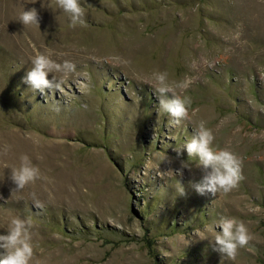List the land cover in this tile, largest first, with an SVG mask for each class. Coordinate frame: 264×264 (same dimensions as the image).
I'll list each match as a JSON object with an SVG mask.
<instances>
[{
	"label": "rangeland",
	"instance_id": "obj_1",
	"mask_svg": "<svg viewBox=\"0 0 264 264\" xmlns=\"http://www.w3.org/2000/svg\"><path fill=\"white\" fill-rule=\"evenodd\" d=\"M82 6L73 27L57 0H0V232L31 221L30 264H264V0ZM28 7L39 26L18 21ZM39 54L61 66L43 92L22 81ZM161 72L188 116L160 108ZM201 121L241 160L229 192L195 187L213 170L187 151ZM23 155L41 175L17 189ZM223 217L252 236L234 260Z\"/></svg>",
	"mask_w": 264,
	"mask_h": 264
},
{
	"label": "clouds",
	"instance_id": "obj_2",
	"mask_svg": "<svg viewBox=\"0 0 264 264\" xmlns=\"http://www.w3.org/2000/svg\"><path fill=\"white\" fill-rule=\"evenodd\" d=\"M37 0H30L35 4ZM43 6V0H41ZM60 9L69 15L71 26L77 24L86 25L85 8L82 0H57ZM22 25H40L38 10L35 7L24 9L18 20ZM33 67L22 77L23 83L30 85L34 90H43L50 86L48 74L53 70H60V65L54 63L50 57L39 54L32 59ZM67 66V65H65ZM155 79L158 82L155 92L158 94L160 108L175 117L188 116L191 100L172 95L170 98H163L172 92V87L166 83L167 73H156ZM190 80L181 82L178 86L187 88ZM214 133L201 121L197 128L196 136L187 144L189 156L198 155L200 162L204 165H211L212 172L205 177V183L196 184L198 192L203 194L209 190L213 195L223 190L229 192L238 185L243 178L241 175V160L227 148L214 149ZM40 169L34 165L27 155L20 158L18 167L11 170L10 179L17 189H23L26 185L40 178ZM180 195H184V187H178ZM42 207V205H39ZM218 227L219 232H214V239L218 246L216 250L221 256L235 259L237 252L249 244L252 239L247 225L233 217H223L214 229ZM31 221L26 218L13 217L6 232H0V264H30L34 254L31 237ZM207 235L200 234L199 239H206ZM190 243V242H189Z\"/></svg>",
	"mask_w": 264,
	"mask_h": 264
},
{
	"label": "bare ground",
	"instance_id": "obj_3",
	"mask_svg": "<svg viewBox=\"0 0 264 264\" xmlns=\"http://www.w3.org/2000/svg\"><path fill=\"white\" fill-rule=\"evenodd\" d=\"M28 8H30V7H28Z\"/></svg>",
	"mask_w": 264,
	"mask_h": 264
}]
</instances>
